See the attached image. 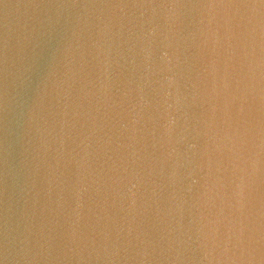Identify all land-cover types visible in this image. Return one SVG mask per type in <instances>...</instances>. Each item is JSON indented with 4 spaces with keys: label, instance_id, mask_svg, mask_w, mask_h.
Returning <instances> with one entry per match:
<instances>
[{
    "label": "water",
    "instance_id": "95a60500",
    "mask_svg": "<svg viewBox=\"0 0 264 264\" xmlns=\"http://www.w3.org/2000/svg\"><path fill=\"white\" fill-rule=\"evenodd\" d=\"M0 264H264V0H0Z\"/></svg>",
    "mask_w": 264,
    "mask_h": 264
}]
</instances>
